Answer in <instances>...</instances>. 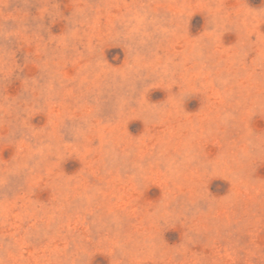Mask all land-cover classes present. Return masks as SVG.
<instances>
[{"label":"rangeland","instance_id":"rangeland-1","mask_svg":"<svg viewBox=\"0 0 264 264\" xmlns=\"http://www.w3.org/2000/svg\"><path fill=\"white\" fill-rule=\"evenodd\" d=\"M0 264H264V0H0Z\"/></svg>","mask_w":264,"mask_h":264}]
</instances>
